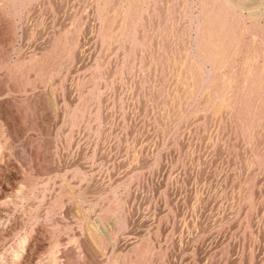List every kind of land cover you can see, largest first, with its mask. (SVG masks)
Listing matches in <instances>:
<instances>
[{
  "label": "rangeland",
  "instance_id": "obj_1",
  "mask_svg": "<svg viewBox=\"0 0 264 264\" xmlns=\"http://www.w3.org/2000/svg\"><path fill=\"white\" fill-rule=\"evenodd\" d=\"M0 264H264V0H0Z\"/></svg>",
  "mask_w": 264,
  "mask_h": 264
}]
</instances>
